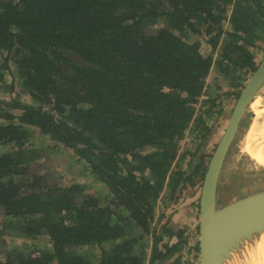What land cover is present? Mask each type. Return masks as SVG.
Wrapping results in <instances>:
<instances>
[{"label": "trees", "instance_id": "trees-1", "mask_svg": "<svg viewBox=\"0 0 264 264\" xmlns=\"http://www.w3.org/2000/svg\"><path fill=\"white\" fill-rule=\"evenodd\" d=\"M261 41L264 0H0V236L47 245L0 264H190L162 214L203 181L211 70L240 90ZM33 133L104 190L46 182Z\"/></svg>", "mask_w": 264, "mask_h": 264}, {"label": "rangeland", "instance_id": "rangeland-1", "mask_svg": "<svg viewBox=\"0 0 264 264\" xmlns=\"http://www.w3.org/2000/svg\"><path fill=\"white\" fill-rule=\"evenodd\" d=\"M158 27L159 26L150 28L149 32L154 33ZM224 28L228 29L229 25L225 24ZM257 45L258 48L253 52V55L255 60L259 61V64L264 54V42L261 41ZM202 49L204 53L205 49ZM13 63V60L9 61L10 70L12 72L15 67ZM10 80L11 76L7 75L6 82H9ZM247 81L243 83L240 81V84L242 83L243 86L239 90L240 86L233 85L232 78L221 74L216 67L211 70L209 76L207 77L205 88L206 94L201 99V102L204 103L210 101L211 99L212 101H215L216 106L214 107L212 113L203 114V121L210 129L207 141L204 142L205 147H203V155L206 156V159L204 160L205 165L209 162L211 154L215 150V147L228 123V119L237 99V97H235V93L237 91L241 92ZM263 95L264 87L258 93V97L255 100H258V98L262 99ZM3 97L6 98L7 95L4 94ZM21 99L22 101H25L28 98L23 95ZM208 107V105H205L203 109L207 110ZM258 107L259 104L251 106L249 114L258 111ZM249 114L246 115V118L240 127L237 141L231 152V163L227 165L219 182V195L221 200H223V203H228L236 198L264 189V145L256 140L255 133L257 128V119L252 127L253 118ZM260 135L264 137V127ZM195 142L196 144H199L200 141L195 140ZM32 143V149H45V156L41 157L36 165H38L39 168L37 169L45 175L44 179L46 182L64 185L73 181L84 185L88 191L92 190V188H95L100 192L104 190L101 189L98 183H94L92 178L87 175L82 164L74 163L70 152L65 151L62 148L56 149L52 147V144L48 140H41L36 133H33ZM46 146L49 148H44ZM194 146L195 143L193 141L190 143L188 140H183L180 151H184L185 149L193 150L195 148ZM194 182V186H186L185 189L182 190L176 205L165 210L162 214L163 220L168 219L170 221V229L172 231H177L183 227L185 228V236L188 240V246L184 249V254H181V256L183 255L182 260H184L185 263L189 262L190 264H198L199 262V252H197L194 248L199 236L196 233V227L198 225V200L196 201L193 197H195V195L197 197L199 196L200 180L196 177ZM195 192L197 194H194ZM161 213L162 212H160V214ZM6 221L8 220H4L2 210L0 209V231L4 227L2 223ZM164 222L165 221H163V223ZM6 223L9 224L8 222ZM12 225H16L15 222H13ZM2 240L5 241L6 247L0 249V258L4 257V253L8 248H10V250H20L31 247L32 245H36L41 248L44 246L47 247L46 239H44V237L37 239H22L11 232H5L3 236H0V242ZM166 240H168V238L165 236L164 241ZM171 240L176 241L175 238H172ZM87 251L88 254L92 256L89 257L93 259L94 256L98 254L99 249L92 247ZM250 255L251 252L247 256V259L243 258L241 260V264H249L248 257ZM235 263L237 262L231 261L229 264Z\"/></svg>", "mask_w": 264, "mask_h": 264}, {"label": "water", "instance_id": "water-1", "mask_svg": "<svg viewBox=\"0 0 264 264\" xmlns=\"http://www.w3.org/2000/svg\"><path fill=\"white\" fill-rule=\"evenodd\" d=\"M264 87V54L239 93L228 123L209 159L198 196L199 262L229 264L256 236H264V189L223 203L219 182L250 104ZM253 119L254 112L249 114Z\"/></svg>", "mask_w": 264, "mask_h": 264}, {"label": "bare ground", "instance_id": "bare-ground-1", "mask_svg": "<svg viewBox=\"0 0 264 264\" xmlns=\"http://www.w3.org/2000/svg\"><path fill=\"white\" fill-rule=\"evenodd\" d=\"M258 97V96H257ZM256 97V98H257ZM255 98V99H256ZM250 104V108L253 105L259 104V107L257 108L258 111H255L252 127L255 123V120L257 119V128L255 137L256 140L261 142L264 145V137H262L260 134L262 132V129L264 127L263 120H264V96L262 99L258 98V100H255ZM251 137V136H250ZM242 252L240 259L237 258L234 261L237 263L235 264H241V260L243 258L247 259V256L251 252V255L248 257L249 264H264V236H256L254 240H252L249 244H247ZM247 263V262H246Z\"/></svg>", "mask_w": 264, "mask_h": 264}, {"label": "crops", "instance_id": "crops-1", "mask_svg": "<svg viewBox=\"0 0 264 264\" xmlns=\"http://www.w3.org/2000/svg\"><path fill=\"white\" fill-rule=\"evenodd\" d=\"M194 194H197L196 192ZM195 198V200H198V197L195 195V197H193V199Z\"/></svg>", "mask_w": 264, "mask_h": 264}, {"label": "flooded vegetation", "instance_id": "flooded-vegetation-1", "mask_svg": "<svg viewBox=\"0 0 264 264\" xmlns=\"http://www.w3.org/2000/svg\"><path fill=\"white\" fill-rule=\"evenodd\" d=\"M264 96V95H263Z\"/></svg>", "mask_w": 264, "mask_h": 264}]
</instances>
